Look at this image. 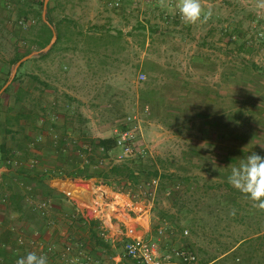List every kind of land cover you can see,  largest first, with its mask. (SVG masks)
Listing matches in <instances>:
<instances>
[{"label":"rangeland","instance_id":"rangeland-1","mask_svg":"<svg viewBox=\"0 0 264 264\" xmlns=\"http://www.w3.org/2000/svg\"><path fill=\"white\" fill-rule=\"evenodd\" d=\"M39 1L0 0V79L9 74L8 81L16 57L32 54L0 96L3 120L19 110L30 115L23 129L1 127L0 264H16L33 252L29 241L50 229L60 242L110 261L122 254L119 241L101 244L86 219L97 214L110 226L112 216L124 228L138 222L128 215L129 201L164 253L188 247L198 264H264V210L227 179L252 152L264 157L260 0H201L213 14L195 25L180 20L177 0H123L120 9L107 0H49L57 40L36 53L46 34ZM131 113L139 118L137 146L146 150L140 157L160 174L155 192L120 177L66 176L90 162H124L116 148L105 151L97 142L116 136ZM49 171L55 175L41 180ZM171 173L176 184L163 177ZM57 178L124 194L116 199L121 212L108 209L115 200L109 192L100 212L83 207L82 215L61 199ZM168 189L182 200L172 201ZM43 200L50 202L44 216L36 208Z\"/></svg>","mask_w":264,"mask_h":264},{"label":"built area","instance_id":"built-area-1","mask_svg":"<svg viewBox=\"0 0 264 264\" xmlns=\"http://www.w3.org/2000/svg\"><path fill=\"white\" fill-rule=\"evenodd\" d=\"M225 1L226 0H223V2ZM107 4L108 6L115 9H120L122 7L123 0H107ZM145 77V74L142 73L141 78L144 79ZM147 109L148 108L146 107V110ZM139 127V118L137 117V114L131 113L125 116L124 126L117 131L116 135L118 160L140 157L144 156V154L146 153V150L144 148H140L137 146ZM63 181L76 183L77 187H79L80 189L89 188V182L85 181L84 179H79L80 182H78L77 179H66ZM160 183V176H155L145 183V187L155 192L160 186ZM91 185L102 190L92 192L90 194V199L88 195L78 198L69 192L66 193V195L64 194L63 199L72 201L73 204L76 205L77 211H79V213L82 212V215H85V210L81 211V207L88 208L93 213L100 212V206L105 203L107 195H109V192H111L112 194H114L111 196H113L115 200H111L108 203V209L113 212H121L116 199L119 200L121 196H124V194L114 192L104 185H96V183L94 182L91 183ZM171 194L172 190L168 189L166 195L169 197ZM125 204H127L128 206L130 205V211L134 212L133 215L128 213L129 217L131 219H138V222L125 224L124 228L118 223L117 228L113 231L112 234H109L108 232L109 228L114 226V224L112 223V216H109L110 226H108L107 224L102 225L97 219V217H99L97 214L90 217V219L98 220L99 229L106 239L111 238L114 241L118 240L121 243L123 250L121 254L122 257L130 258L136 264H198L197 254L188 247L174 248L169 253L162 252L163 250L160 243V237L148 238L145 236L142 230V226L139 222V219L142 217L141 212L138 210L139 207L137 205H134L132 201L125 202ZM49 207V200H43L36 206L38 211L43 216L47 214ZM113 207L116 209L111 210L113 209ZM163 229V227H160L158 229V233L162 234ZM185 233L187 234L188 230H185ZM17 243L18 245H25L26 240L23 238V236H19ZM29 243L33 248V252H36L38 255H45L47 259L50 254H53L56 250V246L54 244L46 243L38 237L32 238ZM61 257L64 260L65 264H116L115 262H101L99 259L95 258L88 251H86L83 246H77L73 243H68L65 246L64 250L61 252Z\"/></svg>","mask_w":264,"mask_h":264},{"label":"trees","instance_id":"trees-1","mask_svg":"<svg viewBox=\"0 0 264 264\" xmlns=\"http://www.w3.org/2000/svg\"><path fill=\"white\" fill-rule=\"evenodd\" d=\"M37 4L41 12L43 9L44 0L39 1ZM47 18L50 21V23H52L53 25L56 24L53 18L51 17V8L49 4H48V9H47ZM44 27H45L46 34L42 41V45L45 47L51 41L52 36H53V31L51 27L47 25L46 23H44ZM57 28H58V25H57ZM142 28L145 29L146 27L142 26ZM59 39H60V35L58 37V40ZM20 58L21 56H18L15 58V60H19ZM8 75L9 74H6V77ZM6 77H3L0 79V90L7 81ZM16 78L17 77H15L13 81H15ZM9 90H10V87L8 86L4 90V92H7ZM21 94H22V90H19L17 92V95L20 96ZM2 102H3V99L2 97H0V133H1V127L4 125L17 126L23 129L24 126L27 124V119L30 117V115L19 110L12 115L8 113L7 116L3 120L2 119ZM8 130L10 129L8 128ZM2 146L3 145L0 144V149L2 148ZM97 146L98 148H101L105 151H109L115 148L118 149L117 144H116V136H112L108 138H99L97 142ZM123 161L124 162L120 164H113L111 166L103 165V164H94L90 162L87 165H85L83 168H80L76 172L66 173V176H70L73 178L82 177L84 179H89L91 177H98L99 179H102L105 182H107L111 176H114V177H120L122 180H124V183L127 186H135V185L141 186L143 183L147 182L151 178L155 176H160L158 170H154L152 172L151 170H149L148 166L146 165L145 158L143 157L127 158ZM54 175L55 174H53L51 171L45 172L40 176V179L44 181L46 178H50ZM143 175H149V177L144 182L143 181L141 182L140 178ZM163 177L164 178L168 177L169 179L173 181L174 184H176V180H175L176 174L171 173L168 176L164 175ZM169 197L175 203L182 200L180 195L174 194L173 196H169ZM86 220H88V224L90 226L92 235L96 239H98L101 244L107 245L108 240L102 235L101 230L99 229L98 220H95V219H86Z\"/></svg>","mask_w":264,"mask_h":264},{"label":"clouds","instance_id":"clouds-1","mask_svg":"<svg viewBox=\"0 0 264 264\" xmlns=\"http://www.w3.org/2000/svg\"><path fill=\"white\" fill-rule=\"evenodd\" d=\"M259 7L264 8V0H260ZM176 8L180 20L186 25L206 22L213 14L211 9L204 12L201 0H177ZM227 179L230 185L253 202L254 207L264 210V157L252 152L238 166L231 168ZM16 264H48V259L45 255L28 252L18 258Z\"/></svg>","mask_w":264,"mask_h":264},{"label":"crops","instance_id":"crops-1","mask_svg":"<svg viewBox=\"0 0 264 264\" xmlns=\"http://www.w3.org/2000/svg\"><path fill=\"white\" fill-rule=\"evenodd\" d=\"M55 180H62V178H57ZM54 180V181H55ZM59 185H55L54 184V188H56L59 192H61V199H63L64 197V194L66 195V193H68L69 191ZM62 188V189H61ZM88 191H90L92 193V191H96L95 189H93L92 187L88 188ZM72 194V192H69ZM73 195V194H72ZM89 196V195H88ZM89 199H90V196H89ZM64 200V199H63ZM66 202H69L70 204H73L72 201H68V200H64ZM66 205V204H65ZM74 205V204H73ZM84 209L81 207V211H83ZM141 226H142V230L145 234L146 237H152V235L150 234L149 230H150V224H149V221L147 222V226H146V222L143 223L141 221H139ZM120 224V223H119ZM121 225V224H120ZM118 226V223L117 224H114V226L112 227L113 230H112V233L113 231L117 228ZM42 233V234H41ZM40 233V239L42 241H46V243H52L56 246V250L53 254H50V256L48 257V264H65L64 260L62 259L61 257V252L64 250L65 246L68 244V242H60V240H62L61 238L58 237V233L56 232V230H53V229H50V230H47L45 232V230H43V232ZM57 233V234H56ZM110 234V233H109ZM107 240H110L111 242H115L113 239L111 238H108ZM119 244L121 245V243L119 242ZM122 247V246H121ZM100 260V259H99ZM102 260V259H101ZM100 260V261H101ZM103 262L105 263H108V262H115L116 264H121V263H126V262H129L131 264H136L132 259L130 258H126V257H122L121 253L118 254L117 256H115L112 260H102ZM101 261V262H102ZM212 262H209L207 264H210Z\"/></svg>","mask_w":264,"mask_h":264},{"label":"water","instance_id":"water-1","mask_svg":"<svg viewBox=\"0 0 264 264\" xmlns=\"http://www.w3.org/2000/svg\"><path fill=\"white\" fill-rule=\"evenodd\" d=\"M48 3H49V0H44V5H43V12H42V16H43V19L45 20V22L51 26L52 30H53V36H52V39L51 41L40 51L36 52V53H40V52H47L52 46L53 44L56 42L57 40V33L56 31L54 30V25L52 23H50V21L48 20L47 18V9H48ZM32 54H28L26 56H24L23 58H21L20 60H18L16 62V64L14 65L13 67V70H12V73L10 75V78L8 79V81L4 84V86L1 88L0 90V96L2 94V92L10 85V83L12 82L13 78H14V75L16 74L17 72V69L18 67L21 65V63L25 60H27L29 57H31Z\"/></svg>","mask_w":264,"mask_h":264},{"label":"bare ground","instance_id":"bare-ground-1","mask_svg":"<svg viewBox=\"0 0 264 264\" xmlns=\"http://www.w3.org/2000/svg\"><path fill=\"white\" fill-rule=\"evenodd\" d=\"M55 183L60 184L63 188L72 192V194L78 198H81V197L87 196V195L90 196V191H88V189H84V188L80 189L79 187H77V185L75 183L67 182V181H63V182L62 181H56ZM90 187L97 190L95 187L89 185V188ZM100 190H102V189H100Z\"/></svg>","mask_w":264,"mask_h":264}]
</instances>
